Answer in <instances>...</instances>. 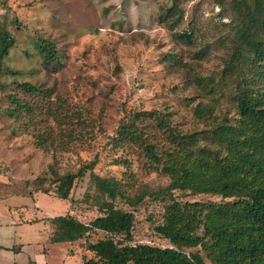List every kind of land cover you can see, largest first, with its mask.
<instances>
[{"label": "rangeland", "instance_id": "1", "mask_svg": "<svg viewBox=\"0 0 264 264\" xmlns=\"http://www.w3.org/2000/svg\"><path fill=\"white\" fill-rule=\"evenodd\" d=\"M7 3L0 26L13 43L2 60L8 70L0 72V196L18 195V202L31 207L36 197L48 212L71 213L87 223L101 214L97 201L103 197L89 171L113 176L130 199L140 195L135 203L113 201L133 214L128 242L169 245L153 229L168 199L155 190L168 177L148 162L141 145L120 133V125L133 112H150L144 113L145 129L160 138L153 119L158 113L175 132L232 119L233 86L223 72L230 52L229 0ZM168 7L173 15H166ZM182 32L189 40L179 38ZM39 45H48L52 57H44ZM22 81L39 92L23 91ZM8 94L24 104L17 107ZM197 103L210 105L212 114L194 116ZM90 161L73 178L66 198L57 197L55 177ZM173 195L181 201L220 198L183 190ZM104 235L89 230L69 241L73 250L65 263L80 264L92 255L86 242ZM184 250H196L209 263L200 245Z\"/></svg>", "mask_w": 264, "mask_h": 264}, {"label": "trees", "instance_id": "2", "mask_svg": "<svg viewBox=\"0 0 264 264\" xmlns=\"http://www.w3.org/2000/svg\"><path fill=\"white\" fill-rule=\"evenodd\" d=\"M229 8L230 52L223 72L227 77L224 80L233 86L229 91L234 106L232 119L175 132L158 113L153 119L160 138L149 137L150 131L145 129L144 113L150 112H133L129 121L120 125V133L131 143L141 145L148 162L168 177L167 183L155 190V194L168 199L153 229L169 245L128 242L133 214L114 206L113 201L125 198L135 203L140 195L130 199L118 179L90 170L96 190L103 195L97 201L101 214L87 223L71 213L47 217L51 226L48 240L52 242L73 241L89 230L105 233L86 242L85 249L92 255L80 264H264V0H229ZM170 9L168 16L175 13ZM6 16L5 8L0 12V21ZM177 35L189 40L187 32ZM12 43L9 31L0 26L2 73L8 70L2 60ZM39 47L44 57H52L48 45ZM19 85L23 91L39 92L26 81ZM8 98L17 107L24 104L10 94ZM193 111L198 118L209 117L212 107L197 103ZM91 164L58 174L54 194L66 198L73 178ZM174 190L217 194L220 198L181 201L174 197ZM196 245L203 249L209 263L196 250H184Z\"/></svg>", "mask_w": 264, "mask_h": 264}, {"label": "crops", "instance_id": "3", "mask_svg": "<svg viewBox=\"0 0 264 264\" xmlns=\"http://www.w3.org/2000/svg\"><path fill=\"white\" fill-rule=\"evenodd\" d=\"M7 1L0 0V12ZM16 196H0V264H66L65 258L73 250L71 242L48 240L51 226L47 217L56 214L34 196L32 207L18 202Z\"/></svg>", "mask_w": 264, "mask_h": 264}]
</instances>
